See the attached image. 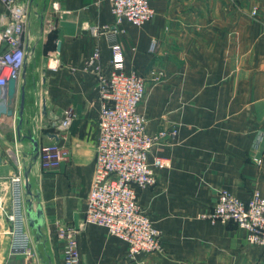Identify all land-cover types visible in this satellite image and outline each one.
Segmentation results:
<instances>
[{
  "label": "crops",
  "instance_id": "crops-1",
  "mask_svg": "<svg viewBox=\"0 0 264 264\" xmlns=\"http://www.w3.org/2000/svg\"><path fill=\"white\" fill-rule=\"evenodd\" d=\"M149 3L150 20L138 27L123 22L118 39L125 69L145 79L138 110L147 131L177 129L175 138L149 152L150 162L163 157L169 166L155 170L153 186L137 191L141 209L161 232V249L132 259L123 242L86 224L77 233L79 264H264L263 248L249 244L244 230L198 217L223 188L242 200L254 189L264 194V0ZM7 20L0 4V29ZM104 24H113L109 0H30L14 112L0 113V264H26L24 256L8 253V178L17 170L28 184L26 208L31 202L33 210L42 209L39 230L27 219L38 264H63L58 228L82 223L97 135L95 70L110 68L107 38L86 26ZM96 48L100 57L88 67ZM151 70L164 72L160 82L151 81ZM67 109L75 116L62 131L58 117ZM31 138L38 147L58 142L68 158L42 169Z\"/></svg>",
  "mask_w": 264,
  "mask_h": 264
},
{
  "label": "built area",
  "instance_id": "built-area-1",
  "mask_svg": "<svg viewBox=\"0 0 264 264\" xmlns=\"http://www.w3.org/2000/svg\"><path fill=\"white\" fill-rule=\"evenodd\" d=\"M109 1L113 24L86 26L92 35L101 34L107 38L110 68L106 73L99 67L95 70L99 109L94 170L82 223L78 228L62 226L57 231V237L63 241V264H79L77 233L86 224L100 226L123 242L127 255L132 259L161 249V232L141 209L137 191L153 186L156 183L155 170L169 166V160L163 157H155L150 162L149 152L163 140L175 138L177 129H161L153 133L147 131L146 119L138 110L145 93V80L135 71L125 69L124 52L118 39L122 31L119 27L123 22L141 26L150 20L154 10L149 0ZM29 3L30 0H0L8 13L7 23L0 29V43L4 44V50L0 52V87L5 86L11 77L16 78L23 67L26 50L21 34L28 20ZM52 7L58 9V4L53 2ZM250 14L255 17L257 8H252ZM154 49L155 42L151 41L149 51L153 52ZM99 57L96 48L88 56L86 66H94ZM163 74L162 70L150 71L154 80H159ZM74 116L71 109L65 110L58 117L60 130H67ZM37 149L40 166L44 170L54 169L68 158L67 149L58 142L41 144ZM254 161L261 163L257 158ZM8 183V253L24 256L26 264H38L27 228L25 178L17 170L9 176ZM198 217L210 222L233 223L245 231L249 244L264 250V194L258 189L242 200L223 188L218 191L212 208L198 214Z\"/></svg>",
  "mask_w": 264,
  "mask_h": 264
},
{
  "label": "water",
  "instance_id": "water-1",
  "mask_svg": "<svg viewBox=\"0 0 264 264\" xmlns=\"http://www.w3.org/2000/svg\"><path fill=\"white\" fill-rule=\"evenodd\" d=\"M16 91H17V82L15 77H11L5 86L0 87V113L6 114V115H12L13 110V102L16 97ZM6 98V100H5ZM24 104V88H21V96H20V102H19V108L20 112H22ZM33 141V150L36 151L38 147V143L34 138H31ZM25 182L27 184L26 176H24ZM28 187V184L26 185ZM25 186V187H26ZM28 194H30V190L27 189ZM26 215L28 222L32 228H35L37 230L40 229L43 219H42V209L40 205L38 204L36 206V209L33 210L31 206V202H29V205L26 208Z\"/></svg>",
  "mask_w": 264,
  "mask_h": 264
},
{
  "label": "rangeland",
  "instance_id": "rangeland-1",
  "mask_svg": "<svg viewBox=\"0 0 264 264\" xmlns=\"http://www.w3.org/2000/svg\"><path fill=\"white\" fill-rule=\"evenodd\" d=\"M28 11H29V13H30V3H29V9H28ZM144 80H145V79H144ZM159 80H160V79H159ZM159 80H154V79L151 78V81H152V82H160L161 80H160V81H159ZM164 80H165V79H164ZM144 94H145V93H144ZM143 97H144V96H143Z\"/></svg>",
  "mask_w": 264,
  "mask_h": 264
}]
</instances>
